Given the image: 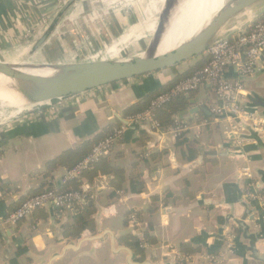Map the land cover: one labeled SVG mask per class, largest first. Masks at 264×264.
Listing matches in <instances>:
<instances>
[{"label":"crops","instance_id":"obj_1","mask_svg":"<svg viewBox=\"0 0 264 264\" xmlns=\"http://www.w3.org/2000/svg\"><path fill=\"white\" fill-rule=\"evenodd\" d=\"M85 1L77 0L64 13L50 39L30 60L89 63L103 44L114 43L121 20L107 19L102 30L87 29L88 13L81 15L78 6ZM89 5L92 10L104 8L92 1ZM57 10V0H0V61L16 62L30 54L43 32L42 20L53 18ZM28 30L38 33L26 37ZM195 62L73 96L61 115L50 116L40 109L24 122L0 130V222L22 201L48 188H79L83 196L86 193L84 206L93 212L91 229L78 240L65 235L73 223L72 206L61 213L53 206L39 209L13 227L3 226L0 264H126V252L111 248L109 234L116 238V247L132 251L138 262L264 264V203L246 197L248 188L257 183L263 188L254 192L264 194V135L248 129L231 132L230 117L213 113L217 98L211 86L185 95L182 109L174 114L197 110L184 122L186 138L197 144L191 160L188 148L176 146L172 135L155 131L149 121L134 122L138 114H131L136 105L176 82ZM226 76L233 78V71ZM243 86L242 104L262 112L250 98L264 102V70L244 78ZM119 118L137 126H124ZM106 127L115 132L124 129L122 137L78 179L63 183L68 169H52L50 163L97 139ZM134 174L139 175L142 188L132 193ZM131 212L137 217L126 222ZM94 235L103 237L54 258L67 244ZM128 237L139 240L143 256L128 246ZM180 244H191L198 253L183 256Z\"/></svg>","mask_w":264,"mask_h":264},{"label":"built area","instance_id":"obj_2","mask_svg":"<svg viewBox=\"0 0 264 264\" xmlns=\"http://www.w3.org/2000/svg\"><path fill=\"white\" fill-rule=\"evenodd\" d=\"M66 2L67 0H57L58 10ZM51 20L52 18L42 20L44 29H41V32L45 30ZM249 27L250 29L247 33L233 36L235 32L230 36H225L215 41L206 53L207 62L205 65L191 76L177 82L167 92L158 94L151 100L146 111L135 116L134 122L149 121L155 131H160L162 128L154 119V111L162 108L178 96L188 95L204 86H211L217 98L213 113L230 117L232 120V124L229 126L231 132L235 131L238 133L241 130L245 131L244 129H248L264 135V115L258 110L250 109L242 104L244 99L243 79L253 75L260 69L264 70V22L253 23ZM36 33L38 32L33 31L32 33V31L28 30L26 37L36 35ZM89 59L94 62L93 57ZM228 70L233 71V78L226 76ZM67 99H57L41 105L31 106L29 110L21 112L15 122H24L28 114L40 109H45L46 114L50 116L61 115ZM163 130L172 135L173 139H176L185 135L188 126L182 121H176L172 126ZM123 132L124 129L121 128L113 135L97 143L86 157L65 173L62 182L67 183L70 180L78 179L84 171L97 164L109 153L115 142L122 137ZM244 175H247V170ZM262 188V185L258 183L251 185L247 190L246 197L264 203V194H260L261 192L255 193ZM83 200V193L79 190L63 192L54 189L44 190L22 201L14 211L0 222V226L13 227L34 211L50 206L55 207L61 213L72 205L82 204Z\"/></svg>","mask_w":264,"mask_h":264},{"label":"water","instance_id":"obj_3","mask_svg":"<svg viewBox=\"0 0 264 264\" xmlns=\"http://www.w3.org/2000/svg\"><path fill=\"white\" fill-rule=\"evenodd\" d=\"M77 0H67V2L57 11L52 18L49 25L42 32L41 36L35 41L31 53L26 57L13 62L0 61V88H6L25 106L41 105L57 99H64L73 97L85 92L95 90L107 85L139 78L142 76L155 74L167 69H173L180 64L194 60L202 55H206L211 46L218 39L230 36L238 29L228 32L225 36H220L225 26L229 24L237 16H241L249 12L254 7L260 5L264 0H228L223 6L220 16L207 27L195 44L188 52H183L177 56H166L161 60H155L150 55V50L159 40L158 36L164 26L175 16L180 7L186 3L187 0H170L163 6L159 13H154V23H156L155 30L151 37L146 35L141 39L145 45L142 46L125 59L119 61L100 60L91 63H77V64H49V63H32L23 61L30 60L32 53H35L42 47L52 36L56 26L62 19L64 13ZM192 2V0H190ZM264 12V7L256 15ZM255 16V17H256ZM241 22L238 26L241 28L247 25L248 22ZM28 62V63H27ZM43 71V75L33 74L35 72ZM188 97V95H186ZM251 104L260 109L264 115V102L261 99L254 100L250 98ZM186 109L180 112L179 115L174 116L175 120L186 122L188 118L194 116L197 110ZM124 126L134 128L136 124H129L127 120L118 119ZM163 131V130H161ZM201 157L198 158L200 161ZM0 226V231L2 230ZM111 237V248L122 250L126 252V264H152L150 261L138 262L135 261L132 251L127 248L116 247V238ZM103 235H94L87 238H82L76 245L67 244L62 254L54 256L60 258L69 250H77V248L84 242L98 241L102 239ZM53 260V258H52Z\"/></svg>","mask_w":264,"mask_h":264},{"label":"rangeland","instance_id":"obj_4","mask_svg":"<svg viewBox=\"0 0 264 264\" xmlns=\"http://www.w3.org/2000/svg\"><path fill=\"white\" fill-rule=\"evenodd\" d=\"M91 1L94 3L96 2V4L98 5L102 4L104 8L100 11L92 10V5H89V2ZM188 2V4L194 3L195 0H192V2L189 0ZM165 4V0H87V3L85 1L83 5L79 4V8L83 9L82 11H80L81 15H83L85 12L88 13L85 14L84 19L88 22V24L86 25L88 26L87 29L89 30L104 29L105 27H103L102 24L107 19L109 20L115 18L117 20H121V22L119 23L120 25L117 27L119 29L116 38L113 41L114 43L103 44L104 46H102L101 52H99V54H93V56H97L93 59V61H100L99 59H101L102 54H104V58H102V60L104 59L106 61H119L125 59L128 55L137 52L139 48L145 45L144 42H141V39L146 35H148V38L151 37L155 30L156 23H154L153 20L155 11H157L156 13H159L160 9L165 6ZM263 7L264 2L250 10L253 11V15H249V13L246 12L241 16H237L225 26L224 30L220 33V36H225L228 32L238 28V32L241 30L243 31L244 28L251 26L254 20H256L257 18L256 15L261 11ZM182 9L183 8H180V11H177L175 16L169 21V34L163 38L162 42L158 46V42L153 45L152 47L154 48H152L150 51L159 48V46L161 47V45L166 42L167 38L177 30L175 21L181 14ZM243 21L244 23H248L247 25L240 28L238 25ZM42 29H44V27ZM164 31L165 30L163 28L160 34H162ZM93 56L91 55L90 57ZM23 61L31 62L33 60H28L26 58ZM32 63L37 62L33 61ZM187 63H190V61H188ZM178 66L177 68H182L181 64ZM10 112V109H6L5 111L0 109V130L9 127L16 121V118L21 115V113H18L19 115L17 114L14 117L10 118Z\"/></svg>","mask_w":264,"mask_h":264},{"label":"trees","instance_id":"obj_5","mask_svg":"<svg viewBox=\"0 0 264 264\" xmlns=\"http://www.w3.org/2000/svg\"><path fill=\"white\" fill-rule=\"evenodd\" d=\"M258 22H264V12L261 13L259 16H257L256 20H254L253 23H258ZM249 29L250 27H246L244 28L243 31L236 32L233 36H238L240 34L247 33L249 32ZM195 60L196 62L191 68L189 67L182 74L177 76L178 79L176 80V82L169 84L167 87H163L156 94L152 96H148L145 100L142 101V103L140 102L141 103L140 105H136L137 107L132 111L131 114H140L146 111L149 108V104L151 100L154 99L158 94L167 92L177 82L191 76L193 73L200 70L207 62V55H202L196 58ZM184 96L185 95L178 96L174 100L163 106L162 108L154 111V119L160 124V127L162 129H167L168 127L172 126L176 121H178L173 119V116L178 110L180 111L182 109L181 108L182 104L185 101ZM114 132H115L114 128H109V127L104 128L101 134L96 137L97 139L93 138L91 140L86 141L81 146L75 149L66 151L62 156L56 158L50 163V168L54 169V167L57 166H64L68 170L72 169L91 152L92 147L98 142L99 139H103L104 137L106 138L112 135ZM175 144L176 146L185 145L188 148L189 160H191L194 157V153L196 151V146H197L196 142L187 139L185 135H182L176 138ZM50 172L51 171H49V174ZM141 188L142 185L141 182L139 181V175L134 174L130 180L129 190L132 193H135V192H140ZM45 190H53V189L48 188ZM68 190L81 191L79 188H72V189L64 188L59 192L68 191ZM84 196L86 197V193H84ZM82 204L72 205V208L75 210V214L73 217V223L69 224L66 227L65 235L67 238L70 237L74 240H78L83 231L91 229L92 219L90 217L93 212L89 207L84 206L85 204L83 205ZM136 217H137V213L135 214L132 212L128 213L125 221L127 222V221L135 220ZM146 237L152 240L151 236L146 235ZM128 240H129L128 246L132 248L137 255L143 256L144 251L140 249L139 240L135 237H128ZM179 253L187 257L198 253V249L195 246H192L191 244H180Z\"/></svg>","mask_w":264,"mask_h":264},{"label":"bare ground","instance_id":"obj_6","mask_svg":"<svg viewBox=\"0 0 264 264\" xmlns=\"http://www.w3.org/2000/svg\"><path fill=\"white\" fill-rule=\"evenodd\" d=\"M169 1L170 0H165V3ZM188 1L189 0L180 7L183 9L175 21L177 30L167 38L166 42H164L161 47L159 46V48L150 51V55L153 59L161 60L166 56L173 57L183 52H188L207 27L220 16L226 2V0H195L194 3L188 4ZM178 11H180V9ZM248 13L249 15H253V11H249ZM169 27L170 23L168 22L164 26L165 31L158 36L159 41L157 46L162 42L163 38L169 34ZM43 73V71H39L33 74L43 75ZM0 106V109L4 111L10 109V118L31 108V106L23 105L21 101L4 87L0 88Z\"/></svg>","mask_w":264,"mask_h":264}]
</instances>
